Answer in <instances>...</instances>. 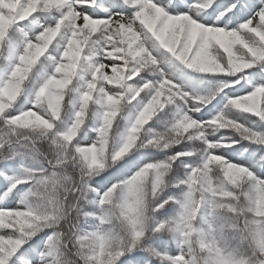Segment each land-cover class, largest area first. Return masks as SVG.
<instances>
[{
	"label": "snow or ice",
	"instance_id": "1",
	"mask_svg": "<svg viewBox=\"0 0 264 264\" xmlns=\"http://www.w3.org/2000/svg\"><path fill=\"white\" fill-rule=\"evenodd\" d=\"M0 264H264V0H0Z\"/></svg>",
	"mask_w": 264,
	"mask_h": 264
}]
</instances>
